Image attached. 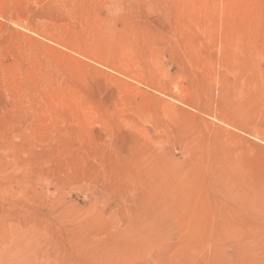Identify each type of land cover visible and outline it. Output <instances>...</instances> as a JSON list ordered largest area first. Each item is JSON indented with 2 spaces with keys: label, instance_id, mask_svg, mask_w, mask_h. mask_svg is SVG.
Instances as JSON below:
<instances>
[{
  "label": "rangeland",
  "instance_id": "374dc122",
  "mask_svg": "<svg viewBox=\"0 0 264 264\" xmlns=\"http://www.w3.org/2000/svg\"><path fill=\"white\" fill-rule=\"evenodd\" d=\"M8 249L264 264V0H0Z\"/></svg>",
  "mask_w": 264,
  "mask_h": 264
},
{
  "label": "bare ground",
  "instance_id": "6f19581e",
  "mask_svg": "<svg viewBox=\"0 0 264 264\" xmlns=\"http://www.w3.org/2000/svg\"><path fill=\"white\" fill-rule=\"evenodd\" d=\"M30 264V254L18 255L14 251H0V264Z\"/></svg>",
  "mask_w": 264,
  "mask_h": 264
}]
</instances>
